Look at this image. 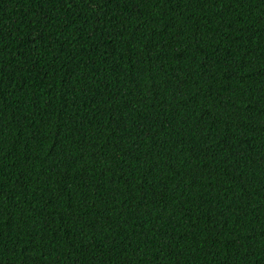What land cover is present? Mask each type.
<instances>
[{
	"label": "trees",
	"instance_id": "trees-1",
	"mask_svg": "<svg viewBox=\"0 0 264 264\" xmlns=\"http://www.w3.org/2000/svg\"><path fill=\"white\" fill-rule=\"evenodd\" d=\"M0 264H264V0H0Z\"/></svg>",
	"mask_w": 264,
	"mask_h": 264
}]
</instances>
